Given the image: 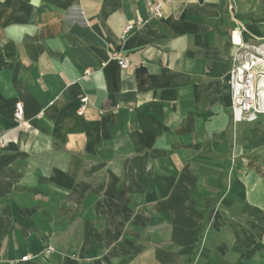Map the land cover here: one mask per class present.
I'll return each mask as SVG.
<instances>
[{"label":"crops","instance_id":"1","mask_svg":"<svg viewBox=\"0 0 264 264\" xmlns=\"http://www.w3.org/2000/svg\"><path fill=\"white\" fill-rule=\"evenodd\" d=\"M263 17L0 0V264H264V115L235 123L228 84Z\"/></svg>","mask_w":264,"mask_h":264},{"label":"built area","instance_id":"2","mask_svg":"<svg viewBox=\"0 0 264 264\" xmlns=\"http://www.w3.org/2000/svg\"><path fill=\"white\" fill-rule=\"evenodd\" d=\"M151 17L163 18V4L155 3L150 10ZM135 25L126 26L124 33L133 30ZM235 52L229 74V88L232 98V114L235 123L254 122L264 115V40L251 44L234 42ZM122 69L130 66L129 61L119 52L112 55ZM15 118L18 123L26 125L22 104L16 105ZM8 141L0 133V149L6 148ZM24 257L23 260H27Z\"/></svg>","mask_w":264,"mask_h":264},{"label":"trees","instance_id":"3","mask_svg":"<svg viewBox=\"0 0 264 264\" xmlns=\"http://www.w3.org/2000/svg\"><path fill=\"white\" fill-rule=\"evenodd\" d=\"M240 19H244L243 17H241V16H238ZM255 21H258V20H255ZM261 21H264V17L262 18V20Z\"/></svg>","mask_w":264,"mask_h":264},{"label":"bare ground","instance_id":"4","mask_svg":"<svg viewBox=\"0 0 264 264\" xmlns=\"http://www.w3.org/2000/svg\"><path fill=\"white\" fill-rule=\"evenodd\" d=\"M239 39V38H238Z\"/></svg>","mask_w":264,"mask_h":264}]
</instances>
